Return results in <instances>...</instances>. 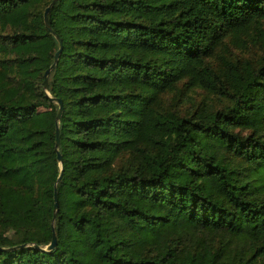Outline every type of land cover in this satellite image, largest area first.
Returning <instances> with one entry per match:
<instances>
[{
    "label": "trees",
    "instance_id": "trees-1",
    "mask_svg": "<svg viewBox=\"0 0 264 264\" xmlns=\"http://www.w3.org/2000/svg\"><path fill=\"white\" fill-rule=\"evenodd\" d=\"M51 1L0 0V264H264V0H56L47 94Z\"/></svg>",
    "mask_w": 264,
    "mask_h": 264
},
{
    "label": "water",
    "instance_id": "water-1",
    "mask_svg": "<svg viewBox=\"0 0 264 264\" xmlns=\"http://www.w3.org/2000/svg\"><path fill=\"white\" fill-rule=\"evenodd\" d=\"M56 0H52L51 3L45 8L44 10V13H43V20H44V24H45V27L47 28L48 32L51 33L57 40L58 42V50L55 52L54 56H53V62L52 64L49 66V68L46 69V71L44 72V79H43V87H44V90L45 92L48 94V83H47V78H48V75L50 73V71L55 67L57 61H58V58H59V54L62 50V40L61 38L59 37V35L51 28L50 26V23L48 21V12L50 10V7L52 4H54ZM53 101H55L57 104H58V110H57V114H56V117H55V134H56V137H55V151H56V154H57V159L59 161V164L61 165L62 163V158H61V155L58 151V145H59V127H58V121L60 120L61 118V114L63 112V102L61 99H52ZM61 173L58 175V178H57V181L61 178ZM53 202H54V207H53V220L56 216V213L58 211V200H57V191H56V184L54 185V195H53ZM56 245V236H55V233L53 231V234H52V240L50 242V244L48 246H46L45 249H51L53 248L54 246ZM15 248V247H13ZM8 250V249H6Z\"/></svg>",
    "mask_w": 264,
    "mask_h": 264
}]
</instances>
